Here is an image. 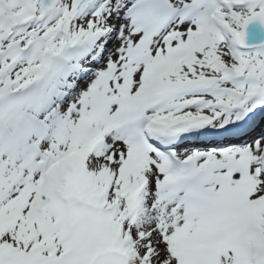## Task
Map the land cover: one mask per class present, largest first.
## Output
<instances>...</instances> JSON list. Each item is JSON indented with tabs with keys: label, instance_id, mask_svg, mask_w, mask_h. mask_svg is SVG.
Segmentation results:
<instances>
[{
	"label": "snow or ice",
	"instance_id": "obj_1",
	"mask_svg": "<svg viewBox=\"0 0 264 264\" xmlns=\"http://www.w3.org/2000/svg\"><path fill=\"white\" fill-rule=\"evenodd\" d=\"M0 264H264V0H0Z\"/></svg>",
	"mask_w": 264,
	"mask_h": 264
}]
</instances>
